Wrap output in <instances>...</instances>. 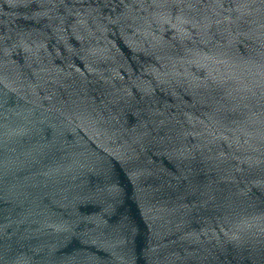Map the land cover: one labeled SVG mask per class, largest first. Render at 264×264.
I'll return each mask as SVG.
<instances>
[{
	"label": "water",
	"instance_id": "95a60500",
	"mask_svg": "<svg viewBox=\"0 0 264 264\" xmlns=\"http://www.w3.org/2000/svg\"><path fill=\"white\" fill-rule=\"evenodd\" d=\"M0 264H264V0H0Z\"/></svg>",
	"mask_w": 264,
	"mask_h": 264
}]
</instances>
